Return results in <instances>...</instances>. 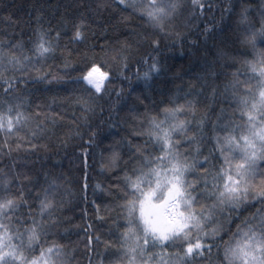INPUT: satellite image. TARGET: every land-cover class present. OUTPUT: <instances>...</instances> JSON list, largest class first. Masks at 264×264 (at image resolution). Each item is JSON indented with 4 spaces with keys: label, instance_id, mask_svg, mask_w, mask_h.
Segmentation results:
<instances>
[{
    "label": "trees",
    "instance_id": "1",
    "mask_svg": "<svg viewBox=\"0 0 264 264\" xmlns=\"http://www.w3.org/2000/svg\"><path fill=\"white\" fill-rule=\"evenodd\" d=\"M149 3L0 0V201L14 202L5 222L10 235L24 234L23 264L41 252L53 257L49 264H227L225 248L242 243L256 214H264L251 198L234 210L216 209L196 234L201 255L187 254L195 235L152 246L141 229L128 233L126 177L145 156L160 154L148 135L151 120L183 109L169 123L185 122L187 131L174 138L193 166L186 179L198 192L207 180L211 191L224 161L218 138L238 135L233 129L246 117L236 98L258 95L252 64L259 70L264 60V0H157L175 4L157 20L147 15ZM253 36L254 46L247 42ZM41 38L51 48L43 56ZM94 65L108 74L99 92L84 79ZM255 169L259 185V155ZM42 202L51 204L43 214ZM214 203L202 198L206 215ZM33 220L43 235L29 251ZM217 227L215 236L205 235Z\"/></svg>",
    "mask_w": 264,
    "mask_h": 264
},
{
    "label": "snow or ice",
    "instance_id": "2",
    "mask_svg": "<svg viewBox=\"0 0 264 264\" xmlns=\"http://www.w3.org/2000/svg\"><path fill=\"white\" fill-rule=\"evenodd\" d=\"M194 2L199 3V0ZM120 3L124 4L125 0H120ZM148 6L151 10L147 15L152 20L162 19L170 14V9H175V4H167L165 7L163 4L158 5L157 0H150ZM254 36L247 41L253 46ZM80 37L81 33L77 31L76 38ZM50 51L51 48L46 46L41 38V42L37 45L38 54L43 56ZM259 63L262 65L259 70L256 64H252V71L258 72L259 77L258 95L251 98L247 96L236 98L241 118L246 117V121L233 129L238 135L218 138L219 150L224 155V161L219 172L212 177L211 191L208 190L207 180L204 181L203 190L198 192L197 184L186 179V174L192 171L193 166L187 163L186 157L180 151V140L174 138L177 132L183 135L187 131L185 122L169 123L176 120V113L183 109L178 107L165 110L164 120L158 121L155 118L151 120V130L148 135L158 147L160 154L145 156L143 166L135 169L133 176L126 177L127 186L131 189L126 192V197H131V200L124 206L128 211V233L141 229L144 243L151 242L152 246L157 243L163 246L165 242L175 240L190 241L195 235L196 243L194 247H188L187 254L195 250L197 255H201L205 246L200 242L201 237L196 234L204 232V228L212 222L211 217L216 214V209L224 211L223 206H228L234 210L250 198L264 205V174H260L262 178L258 185L255 169L258 155L264 158V60ZM91 75L92 73H89L84 79L99 92L100 85L89 78ZM4 119L0 117V130L5 128ZM6 123L7 130L11 131L13 121L7 119ZM137 150L141 151L139 147ZM197 192L198 195H193ZM203 197H211L216 201L207 215L201 207ZM50 207V203L42 202L41 214ZM197 207H200V211H197ZM14 208L13 200L0 201V248L12 249L0 251V264H14L16 260L22 261L23 264L27 261L23 256L24 234L17 232L15 236L10 235L9 224L5 222L10 220L9 212ZM137 208L138 217L135 215ZM256 218L257 222L250 224L247 231L242 233V243L238 241L235 246L230 243L225 248L224 257L227 264H264V214L258 212ZM219 230L217 227L213 232L205 235L215 236ZM26 232L28 250L34 251L32 245L39 244L43 235L42 225L33 220V227ZM128 233L125 234L126 237ZM13 239L21 243L14 245L11 243ZM131 251L134 252L135 249ZM47 253L52 254L53 249H47ZM45 255V252H41L39 259L31 260L27 264H41V261L43 264H49V260L53 257L49 255L48 259H45Z\"/></svg>",
    "mask_w": 264,
    "mask_h": 264
},
{
    "label": "rangeland",
    "instance_id": "3",
    "mask_svg": "<svg viewBox=\"0 0 264 264\" xmlns=\"http://www.w3.org/2000/svg\"><path fill=\"white\" fill-rule=\"evenodd\" d=\"M93 69H97V71H93ZM89 73H92L90 79L94 80L97 84L102 86L103 81L107 78V73L104 72L98 65L92 66L89 71L87 72V75L85 77L89 76ZM87 81V80H86ZM88 82V81H87ZM92 85V84H91ZM93 86V85H92ZM94 87V86H93ZM96 88V87H95ZM193 246V245H192ZM194 247V246H193Z\"/></svg>",
    "mask_w": 264,
    "mask_h": 264
}]
</instances>
